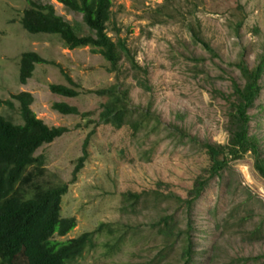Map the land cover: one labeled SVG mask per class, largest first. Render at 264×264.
Wrapping results in <instances>:
<instances>
[{"label":"rangeland","instance_id":"rangeland-1","mask_svg":"<svg viewBox=\"0 0 264 264\" xmlns=\"http://www.w3.org/2000/svg\"><path fill=\"white\" fill-rule=\"evenodd\" d=\"M27 1L0 0V115L20 124L19 104L12 95L25 92L33 99L30 109L38 119L50 128L67 130L39 151L47 155L48 173L56 174L62 182L71 179L76 159L82 157L83 143L89 136L83 167L61 199V216L74 217L77 222L65 239L94 232L103 223L126 225L131 221L128 225L145 226L146 217L127 221L119 215L120 194L139 192L161 181L171 186L174 194L184 197L193 178L207 166L206 156L195 144L162 142V135L133 138L124 130L117 132L103 125L87 135L92 125L86 127L80 116H63L52 105L64 103L77 108L81 114L92 112L94 115L89 118L95 120L103 103V98L95 92L120 84L129 88L131 106L147 108L150 105L151 111L165 124L182 125L200 141L225 144L223 102L212 99L210 91L212 87L226 91L229 82H222V78H237L229 64L239 60V56H243L249 67L255 63L264 43V0H169L162 12L164 16L169 15L167 18L157 15L164 0H111L112 18L107 36L113 42L117 38L123 40L130 57L140 68L136 69L123 56L116 72L91 47L68 50L57 36L30 35L22 30L17 20L28 6ZM29 1L52 6L57 16L79 29L81 36L91 34L83 25L81 15L69 12L56 0ZM188 25L199 32L217 57L193 43ZM114 28L119 30L118 34ZM24 52L36 53L46 63L36 65L32 77L22 85L18 69ZM141 69L146 70L148 91L139 88L134 79ZM66 77L77 86L75 98L50 92L52 85L68 86ZM212 80L215 82L211 86ZM5 101H10L13 107L9 109ZM255 105L263 109L260 112L255 108L251 112L260 124L258 130L255 119L252 130L254 134L260 131L264 144V90ZM173 113L184 115L183 123L175 121ZM232 169L236 175L233 184L239 187L234 198L214 179L196 203L192 235L196 253L205 245L208 254L214 243L220 248V258L264 256V243L248 246L232 234L234 219L222 231L214 228V223H223L230 210L237 206H240L238 217L246 216V211L254 214V220L245 228L253 229L259 219L264 220V180L254 173L252 160L246 156L233 164ZM148 242L140 241L138 245L128 242L121 252L111 256L106 255L108 240L103 232L94 234L92 245L76 264H140L133 259V254L150 245ZM196 264L209 263L206 257L198 256Z\"/></svg>","mask_w":264,"mask_h":264},{"label":"trees","instance_id":"trees-1","mask_svg":"<svg viewBox=\"0 0 264 264\" xmlns=\"http://www.w3.org/2000/svg\"><path fill=\"white\" fill-rule=\"evenodd\" d=\"M168 1L164 0L157 15L169 17L168 14H162ZM56 2L69 12L81 15L83 25L91 34L81 36L79 29L57 16L52 6L29 0L19 19L22 30L30 35L57 36L68 50L91 47L111 64L113 72L117 71L116 65L123 56L132 66L140 69L130 57L124 41L117 38L113 42L107 36V26L112 18L111 0ZM187 27L192 33L193 43L217 57L199 32L192 25ZM239 27L240 23L237 24ZM114 31L119 33L118 29L114 28ZM239 57L235 63L229 64L231 73L236 72L237 78H222V82H229L227 90L212 87L210 91L212 99L223 102V129L227 136L225 144L200 141L182 125L173 122L165 124L151 111L150 105L147 108L131 106L130 90L120 84L95 92L99 98H103L95 120L89 118L94 115L92 112L81 114L77 108L64 103L52 105L55 112L63 116H80L86 127L92 125L87 135L94 133L100 125L117 132L124 130L133 138L137 135L144 139L162 135V142L168 140L180 145L195 144L207 158V166L193 178L184 197L174 194L170 191L171 186L161 181L139 192L120 194L119 215L127 221L146 217L145 226L128 225L131 221L126 225L103 223L94 232H86L72 239L65 238L76 228L77 222L74 217L61 216V199L67 193L69 183L76 180V174L83 167L89 136L83 143L82 157L76 159L71 179L62 182L56 174L48 173L47 155L39 154V151L61 138L67 130L62 127L50 128L38 119L30 109L33 101L31 95L25 92L12 95V99L19 104L21 123L14 124L0 115V264H76L92 245L93 235L102 232L108 240L106 255L111 256L121 252L128 242L138 245L140 241L148 240L150 245L133 254V259L140 264H196L198 256L202 259L206 257L209 264H264V256L260 255L220 258V248L214 243L208 254L205 245L196 253L192 239L195 231L193 211L212 180L216 179L220 186L225 187L227 195L234 198L239 187L233 184L236 175L232 166L243 161L246 156L252 160L254 173L264 180L263 137L260 131L253 133L254 120L257 119L258 130L260 124L258 117L251 113L255 108L260 112L263 109L261 105L256 107L255 103L264 90V43L252 67L247 65L242 55ZM190 60L198 62L195 58ZM45 63L36 53H22L18 69L19 83L25 85L32 77L35 66ZM146 75V70L141 69L134 77L136 85L144 91L149 90ZM66 80L68 86L52 85L49 87L50 92L64 98L77 97L76 84L68 77ZM4 104L9 109L13 107L10 101ZM172 116L175 121L183 123L184 115L173 113ZM239 207L232 208L223 223H214L215 230L222 231L229 224L228 221L234 219L232 234L239 237L241 244L251 246L264 243V220L259 219L253 229L245 228L248 222L254 220V214L246 211V216L238 217ZM202 239L205 240V236Z\"/></svg>","mask_w":264,"mask_h":264},{"label":"clouds","instance_id":"clouds-1","mask_svg":"<svg viewBox=\"0 0 264 264\" xmlns=\"http://www.w3.org/2000/svg\"><path fill=\"white\" fill-rule=\"evenodd\" d=\"M82 17V16H81ZM19 19L20 18H18V20H17V25L22 29V26H21V24L19 23Z\"/></svg>","mask_w":264,"mask_h":264}]
</instances>
